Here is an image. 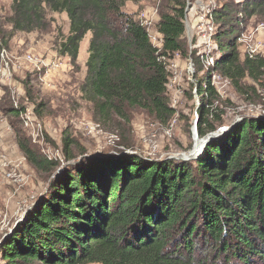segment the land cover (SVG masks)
Returning a JSON list of instances; mask_svg holds the SVG:
<instances>
[{
    "label": "trees",
    "instance_id": "16d2710c",
    "mask_svg": "<svg viewBox=\"0 0 264 264\" xmlns=\"http://www.w3.org/2000/svg\"><path fill=\"white\" fill-rule=\"evenodd\" d=\"M142 1L12 0L10 11L0 15V51L17 32L48 33L49 15L65 13L70 29L57 46L60 55L76 64L91 35L81 93L93 120L130 123L132 113L142 110L166 124L175 113L168 63L189 48L186 2L160 0L163 46L157 48L136 15L124 10ZM255 17L264 21V0L228 1L216 13L221 55L211 69L236 89L263 76L264 58L242 59L237 43L241 23ZM201 88L200 138L228 130L197 160H150L118 151L77 161L67 137L63 153L74 163L53 176L48 192L1 240L0 264H264V117L225 124L215 87L206 81ZM43 109L41 101L37 111ZM19 147L37 171L58 168L28 141L19 139Z\"/></svg>",
    "mask_w": 264,
    "mask_h": 264
},
{
    "label": "rangeland",
    "instance_id": "374dc122",
    "mask_svg": "<svg viewBox=\"0 0 264 264\" xmlns=\"http://www.w3.org/2000/svg\"><path fill=\"white\" fill-rule=\"evenodd\" d=\"M227 3L228 0L218 2L221 7ZM159 4L160 0L156 3L143 0L139 5L128 3L124 9L126 13L136 15L138 20L143 15L152 19L154 24L147 31L156 47L161 40L157 34ZM11 5L12 0H0V15L7 14ZM49 20L52 28L48 33L17 32L9 39L4 47L7 49L4 55L8 67L0 58V75L5 71L9 78L4 80L0 77V115L6 118L0 122V243L48 192L53 176L74 163V160L68 161L63 153L67 137L72 141L77 161L86 155L118 151H129L150 160L180 161L178 157L196 153L199 149L197 115L203 105L199 90L203 89L201 86L206 81L211 82L219 94L220 102L216 106L223 110L225 124H236L243 118L264 117V72L259 82L247 79L241 89H236L220 73L199 65L187 47V55H176L168 63V99L175 113L166 124L142 110H136L130 123L117 121L107 126L100 125L93 120L92 106L81 93L87 73L90 34L80 45L76 64L63 56L66 65L64 70L52 75L54 86H46L43 76L40 78L36 74L38 72L22 70L16 63L17 60L22 61L26 48L30 46L41 55L59 54L57 46L69 35L70 22L65 13L50 14ZM260 23L264 21L252 18L247 24V32ZM185 31L184 39L189 42L187 25ZM237 43L243 59L247 53L246 44ZM29 90L34 100L28 96ZM41 101H44L42 115L37 111ZM15 103L20 108L33 111L34 127L40 125L38 130L34 131L25 121L8 114L10 111L7 109ZM19 139L28 141L39 157L57 162L59 166L54 173L37 171L20 150ZM125 144L129 148L123 150L122 145ZM82 150L85 156H81Z\"/></svg>",
    "mask_w": 264,
    "mask_h": 264
},
{
    "label": "built area",
    "instance_id": "2783aa9c",
    "mask_svg": "<svg viewBox=\"0 0 264 264\" xmlns=\"http://www.w3.org/2000/svg\"><path fill=\"white\" fill-rule=\"evenodd\" d=\"M220 0H185V17L184 24L187 25L189 29V47L190 51L193 52V55L196 56V60L199 64L203 65L206 68L214 67L216 61L220 58L221 50L219 42L217 39L218 34V24L216 21V13L223 7L219 6L218 2ZM233 1L237 4H242L246 0H228ZM242 17L241 15L239 16ZM142 26L146 29H149L152 23V19L143 15L139 19ZM241 31L238 38V42L241 41L246 44V55L250 59L264 58V23L256 25L250 32L248 27L244 23H241ZM248 33V34H247ZM157 34L160 35L157 31ZM161 36V35H160ZM159 48L163 46V40L158 42ZM157 47V48H158ZM7 49H2L0 53L1 62L5 63L8 67V63L5 61V53ZM192 58V56H191ZM65 57L59 54L50 55H41L33 49V46L27 47L24 57L20 62L17 60V65L20 69L26 70L27 72L36 73L40 78L44 79L46 86H54L52 82V75L58 73L61 70H64L66 62L64 61ZM192 72V71H191ZM5 71L0 75L4 80H9ZM22 121H25L26 125L32 128L34 131L40 128V125L34 127L33 121V111L31 109H24L18 107V104L12 107ZM2 115V114H1ZM0 115V122L4 121L6 118H3L5 115ZM29 116V117H28ZM37 119V118H36Z\"/></svg>",
    "mask_w": 264,
    "mask_h": 264
},
{
    "label": "water",
    "instance_id": "95a60500",
    "mask_svg": "<svg viewBox=\"0 0 264 264\" xmlns=\"http://www.w3.org/2000/svg\"><path fill=\"white\" fill-rule=\"evenodd\" d=\"M228 129L226 128V127H223V128H220L217 132H214V133H212V134H210V135H208V136H206V137H204V138H202V139H200L198 136V134H197V140H198V142L200 143V148L198 149V151L195 153H192V154H190V155H186V156H181V157H178L177 158V160H180V161H191V160H197L200 156H201V154L203 153V151H204V149H205V147L207 146V144H209L210 142H212V141H214V140H216V139H218L223 133H225L226 131H227ZM123 154H133V153H131V152H123ZM85 156V155H84ZM86 157H89V156H85V157H82V158H86ZM63 170L64 169H62V170H60V172H57V174H56V176H58V175H60L62 172H63ZM43 197V196H42ZM41 197V198H42ZM40 198V199H41ZM39 199V200H40ZM38 200V201H39ZM37 201V202H38ZM37 204V203H36ZM35 204V205H36ZM34 205V206H35ZM33 206V207H34ZM33 207H31L30 208V210L33 208ZM29 210V211H30ZM28 211V212H29ZM27 212V213H28ZM27 213L24 215V218H25V216L27 215ZM23 218V219H24ZM23 219H21L20 221H18L17 222V224H16V227L8 234V235H10V234H12L13 232H14V230L20 225V223L22 222V220ZM7 235V236H8Z\"/></svg>",
    "mask_w": 264,
    "mask_h": 264
},
{
    "label": "bare ground",
    "instance_id": "6f19581e",
    "mask_svg": "<svg viewBox=\"0 0 264 264\" xmlns=\"http://www.w3.org/2000/svg\"><path fill=\"white\" fill-rule=\"evenodd\" d=\"M197 140V139H196ZM201 145H199V148H200Z\"/></svg>",
    "mask_w": 264,
    "mask_h": 264
}]
</instances>
